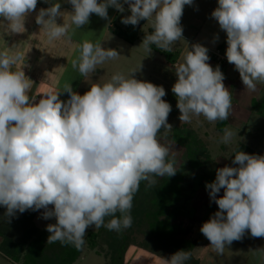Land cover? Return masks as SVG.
<instances>
[{"label": "clouds", "instance_id": "obj_1", "mask_svg": "<svg viewBox=\"0 0 264 264\" xmlns=\"http://www.w3.org/2000/svg\"><path fill=\"white\" fill-rule=\"evenodd\" d=\"M49 3V0H44ZM194 0H68L72 5L71 25L57 23L61 4L40 8L35 22L49 40H71L77 29L96 14L108 19V8L119 12L128 5L130 15L121 22L136 26L151 21L154 31L142 44L170 53L183 39L181 18ZM38 0H0V32L12 35L26 31V18L36 11ZM226 33V59L239 72L245 89L256 91L264 83V0H218L212 11ZM218 39V36L216 37ZM13 47L0 51V206L10 221L17 212L43 209L42 218H55L46 226L47 243H85L86 230L94 226L120 232L131 227L130 210L141 181L151 187L158 177L177 172L176 161L168 159L171 144L158 138L163 128L172 129L171 105L162 86L114 74L110 81L94 84L83 95L70 84L49 91L37 102L29 95L33 81L23 69L13 70L24 56ZM11 53V54H10ZM120 56L102 42L84 40L71 66L82 77L96 66ZM207 47L196 43L175 68L171 91L177 98L181 123L201 115L209 122L225 121L231 115L232 94L225 87L219 66L208 63ZM69 98L60 99L61 93ZM235 135L225 129L221 142ZM232 166L216 170L215 180L206 183L210 200L218 206L200 232L218 254L246 233L264 237V155L235 152ZM223 189V196L218 193ZM52 206V207H49ZM120 213L117 217L116 214ZM106 217H112L105 223ZM264 256V248L255 250ZM191 253L179 250L165 264H185Z\"/></svg>", "mask_w": 264, "mask_h": 264}, {"label": "rangeland", "instance_id": "obj_2", "mask_svg": "<svg viewBox=\"0 0 264 264\" xmlns=\"http://www.w3.org/2000/svg\"><path fill=\"white\" fill-rule=\"evenodd\" d=\"M200 1L198 5L193 3L188 8L187 13H183L181 18L183 32L188 33L191 37H194V32L197 30L195 27L198 28L205 21H207L205 23L207 28H211L210 24L213 23V18L211 15L209 16L208 11L212 4L216 3L215 8L218 6V0ZM110 13V10H108L107 20L100 18L96 14H92L90 22L82 26L81 29H77L72 35L71 38L78 40L79 43L72 44L68 52H66L67 46L63 45L65 38L61 37L55 40L47 39L44 41V39L41 40L43 32L33 28L27 29L24 32L22 29V33H16V36L10 37L2 32L3 38L0 39V51L8 50V47H13L12 52L20 51L24 56L21 60L17 61L14 67L25 65L26 68L34 71L37 76L36 78H41V80L45 81L43 83L52 81L51 88H47L45 85L42 86V84L36 81L33 82L29 95L35 98L37 102L45 93L63 90L64 85L70 83L73 91L83 95L90 90L92 85H102L109 82L111 77L116 73L128 76L131 70H138L140 64V70L134 74L135 78L154 84L156 81L160 84L158 86H162L165 89L166 96L162 99L167 102L169 96H173L171 89L177 79L175 72H172L171 69L165 66L164 58L159 51L153 48H151V52L146 50L142 44V39L137 40L134 44H130L124 39L119 38L114 33V29H109ZM116 24L122 26L118 22ZM149 27H153L151 21H148L146 26H143V31L149 32ZM222 35L225 36L226 33L220 29L218 35H213V39L221 41ZM217 36L218 39H216ZM84 40H89L93 43L102 42L105 48L116 49L120 56L115 59H108L103 64L97 65L96 70H101L99 73L95 70V72L89 73L87 77H82L77 70L72 68L71 60L78 55L79 46ZM226 40L227 37L221 43L226 42ZM192 45V43H187L181 39L171 46V52H176L180 48L185 49L180 61L182 63L186 52L189 48L191 49ZM208 63L211 65L213 61L211 63L209 60ZM227 72L239 74L238 71L233 70ZM172 75H175L176 78H172ZM257 87L254 92L246 90L249 94H258L260 90L264 89V83H257ZM244 88L243 83L239 85V92L243 93ZM228 89L230 93H233L231 86ZM262 92L264 93V91ZM245 95L248 96V94ZM68 98V93H61V100L66 101ZM262 102L264 106V100ZM231 112L235 113L240 119L229 117L228 122H226L225 129L227 128L235 133L228 144L221 142L224 131L221 133L216 130L217 121L209 122L201 115L200 117L193 116L190 123H181L179 120L180 111L175 114H169L168 123L172 125V128H181L187 125L195 130L200 139L207 144L211 161L200 171L194 172L188 167L185 150L182 147L168 139L160 136L158 138L161 139L162 143L171 144L170 150L172 153L168 159H174L177 171H181L187 176L185 188L189 196L188 216L181 221L180 226L185 232L182 238L190 243L194 242L195 247H197L199 251L197 258L200 259V264H264V256L255 251L264 248V237L253 238L250 233H246L241 241H234L231 245L225 247L222 254H218L210 246V241L200 232L202 224L208 221L219 210L215 202L210 200L209 192L205 187L206 183H211L215 180L216 170L224 166H236L233 165L232 161L235 149L239 145L251 151L252 154L264 155V108L262 110L259 108L258 111H252L248 108L247 111H243L240 115L236 114L233 110ZM220 196H223V189L218 193V198ZM43 211V209L38 211L34 222L38 228L47 231L46 226L56 221L55 218L43 219ZM5 212L6 208L3 207L0 215V225L6 223L7 217L4 216ZM97 230L94 226L86 230L83 251L75 264H108L107 246L104 245L95 250H90L86 243L87 235L90 232H97ZM135 238L138 242L142 241V237L140 236H136ZM1 241L0 239V243ZM0 264L14 263L0 252ZM124 264H165V261L138 246H132L127 251Z\"/></svg>", "mask_w": 264, "mask_h": 264}, {"label": "trees", "instance_id": "obj_3", "mask_svg": "<svg viewBox=\"0 0 264 264\" xmlns=\"http://www.w3.org/2000/svg\"><path fill=\"white\" fill-rule=\"evenodd\" d=\"M113 31L119 38L133 44L139 39L143 40L149 33H153L154 28H150L149 33H142L137 26L126 25L125 28L117 27ZM224 47L225 45H221L218 48ZM150 48L159 51L168 63H177L178 52H164L156 45H150ZM215 67L214 64L213 68ZM220 69L223 73L226 71ZM167 102L172 107L170 114L179 111L174 94L169 96ZM261 105L262 103L259 105L255 103V108ZM225 127L226 120L217 121L218 132L222 133ZM158 136L182 147L185 150L187 165L194 172L202 170L211 161L207 144L200 139L195 130L187 125L172 128L170 131L162 128ZM240 150L251 153L242 145H239L235 152ZM156 180V184L151 187L148 186L147 181L140 182L130 210L131 227L117 232L101 226L97 228V232H90L87 235L86 243L90 250L107 246L108 264H124L127 251L132 246H138L163 260L183 249L191 253V258L185 264H200V259L197 258L199 255L197 247L194 242L190 243L182 238L185 232L180 226L181 221L188 216L189 196L185 188L186 174L177 171L174 176L158 177ZM3 207L0 206V215ZM38 211L17 212L10 221L6 219V223L0 225L2 240L0 252L14 264H75L82 254L84 245L77 249L71 244L59 241L47 243L50 233L38 228L34 222ZM116 216L119 217L120 213ZM110 219L112 217H106L105 223ZM136 236L142 237V241L138 242Z\"/></svg>", "mask_w": 264, "mask_h": 264}, {"label": "crops", "instance_id": "obj_4", "mask_svg": "<svg viewBox=\"0 0 264 264\" xmlns=\"http://www.w3.org/2000/svg\"><path fill=\"white\" fill-rule=\"evenodd\" d=\"M56 2H59L61 4V9L60 10H61V12H64L63 18L62 17H57V23L62 24L63 22H65L66 24L71 25L70 12L72 11V5L70 3H68V0H52V1L49 0V3H45L44 0H38L36 11L32 12L26 18L25 25H24L25 29L26 30L27 29L30 30V29L33 28L35 30H40V32H43L41 34V40H43V39H44V41L47 40L48 39L47 33L45 32V30L43 28H41L39 25L36 24L35 17H36V14H37V12L39 11L40 8H47V7H49L51 5V3H56ZM121 2H122V0H121ZM200 2H201L200 0H194L193 3H196V5H198V4H200ZM215 4L216 3L212 4V6L209 8V11H208L209 16L211 15L212 11L215 9ZM189 7L190 6L186 5L184 7L183 13H187V10H188ZM124 8H125V11L123 13L119 12L114 7H109L108 8V10H110V12H111L110 13V17H109V22H108L109 23V25H108L109 29H115V28H117V26L119 28H125L126 27V25L121 22V19H122V17L128 16L131 13H130V11H128V5L127 4H124ZM117 22L119 24H121L122 26L116 24ZM206 22L207 21H205L202 24H200L198 28L195 27V29H197V30L194 32V37H191V35H188V33H184L183 32V40L186 41L187 43H192V44L199 43V44L207 47L208 55L210 57L209 60L212 63V61H213L212 52L216 48L221 46V45L227 46L226 42L221 43L222 40L224 38H226L227 36L226 35L225 36L222 35L221 36L222 40L221 41H216L215 39H213V35H215V34L218 35L220 33V28H219L218 22L213 18V23L210 24L211 28H207V26L205 24ZM147 23H148V21L141 20L136 26L139 28L140 32L149 33V32H144L143 31V26L144 25L146 26ZM150 28H152V27H149V29ZM10 36H16V34L8 35V37H10ZM1 38H3V33L2 32H0V39ZM75 43H79V41L78 40H73L72 38H71V40H66L65 39V42H63V45L65 44L67 46L66 52H68L70 50L71 45L75 44ZM176 52L179 53V57L177 59V63L176 64L168 63L166 61V59L163 57L165 66L168 69H171L172 72H175L176 65L178 63H180V61L182 60L181 58L184 55L185 49H181L180 48ZM211 66L214 67L213 63L211 64ZM20 69H23V71L25 72V75L28 78H30L33 82L36 81L39 84H42V86L45 85V87H47V88H51L52 87L51 86L52 81H50L49 83H43L45 81L41 80V78H36L37 76L34 73V71L29 70L28 68H26L25 65H23L21 67L16 66V67L13 68V70H20ZM100 71H101L100 69L96 70V72H98V73ZM223 74L225 76V79L223 81L225 87L229 88L231 86L232 89H233V93H231L232 94V104H233L231 111L233 110L234 112H236V114L240 115L243 111H247L248 108L251 109L252 111H256V110L258 111L259 108H261V110H262V108H264L263 104L261 105V107L255 108V103H257L258 105L263 103L262 101L264 100V93L262 91H264V89L260 90L259 91L260 93H258V94H251V93L249 94L248 91L244 88L243 93H240L239 92V85L242 84L241 81H240V75L237 74V73L230 74L227 71H225ZM171 77L174 78L175 75H172ZM171 80H174V79H171ZM257 83H260V82H257ZM155 85H160V84H158L155 81ZM245 94H248V96L245 95ZM234 117H236L237 119H240V117L235 115V113L231 112L230 118H234ZM226 122H228V120H226Z\"/></svg>", "mask_w": 264, "mask_h": 264}, {"label": "built area", "instance_id": "obj_5", "mask_svg": "<svg viewBox=\"0 0 264 264\" xmlns=\"http://www.w3.org/2000/svg\"><path fill=\"white\" fill-rule=\"evenodd\" d=\"M226 48L227 46H225L224 48H217L212 52V58L214 60V64L222 69H225L226 71H231V70L237 71L234 65L229 64L226 59V55H225Z\"/></svg>", "mask_w": 264, "mask_h": 264}]
</instances>
